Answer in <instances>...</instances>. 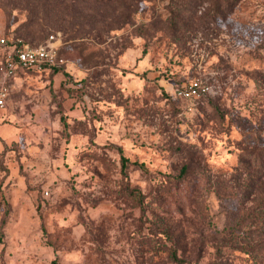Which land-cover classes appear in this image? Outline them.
<instances>
[{
    "label": "rangeland",
    "instance_id": "rangeland-1",
    "mask_svg": "<svg viewBox=\"0 0 264 264\" xmlns=\"http://www.w3.org/2000/svg\"><path fill=\"white\" fill-rule=\"evenodd\" d=\"M51 34L0 109V264H264V0H0Z\"/></svg>",
    "mask_w": 264,
    "mask_h": 264
},
{
    "label": "built area",
    "instance_id": "built-area-1",
    "mask_svg": "<svg viewBox=\"0 0 264 264\" xmlns=\"http://www.w3.org/2000/svg\"><path fill=\"white\" fill-rule=\"evenodd\" d=\"M46 44L32 45L17 38L0 37V109L5 107L12 91L13 79L19 70L49 71L64 62L57 54L53 35ZM209 86L199 78H191L173 87L182 99H192L205 93Z\"/></svg>",
    "mask_w": 264,
    "mask_h": 264
},
{
    "label": "trees",
    "instance_id": "trees-1",
    "mask_svg": "<svg viewBox=\"0 0 264 264\" xmlns=\"http://www.w3.org/2000/svg\"><path fill=\"white\" fill-rule=\"evenodd\" d=\"M180 84V83H179ZM173 257L175 258V259H177V257L175 256V255H173Z\"/></svg>",
    "mask_w": 264,
    "mask_h": 264
}]
</instances>
